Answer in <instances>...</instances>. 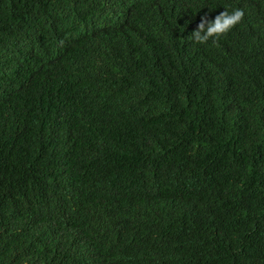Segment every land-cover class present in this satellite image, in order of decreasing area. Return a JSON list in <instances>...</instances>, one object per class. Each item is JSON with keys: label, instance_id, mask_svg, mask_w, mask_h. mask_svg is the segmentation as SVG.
I'll return each mask as SVG.
<instances>
[{"label": "trees", "instance_id": "trees-1", "mask_svg": "<svg viewBox=\"0 0 264 264\" xmlns=\"http://www.w3.org/2000/svg\"><path fill=\"white\" fill-rule=\"evenodd\" d=\"M0 264H264V0H0Z\"/></svg>", "mask_w": 264, "mask_h": 264}, {"label": "clouds", "instance_id": "clouds-1", "mask_svg": "<svg viewBox=\"0 0 264 264\" xmlns=\"http://www.w3.org/2000/svg\"><path fill=\"white\" fill-rule=\"evenodd\" d=\"M244 15L242 9L235 8L231 11L225 10L211 21L207 16H202L197 29L191 34V40L197 45H205L209 41L217 43L221 37L242 23Z\"/></svg>", "mask_w": 264, "mask_h": 264}]
</instances>
